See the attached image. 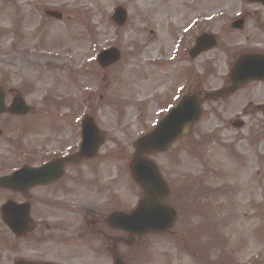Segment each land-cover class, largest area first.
Instances as JSON below:
<instances>
[{
	"label": "flooded vegetation",
	"instance_id": "af4514ba",
	"mask_svg": "<svg viewBox=\"0 0 264 264\" xmlns=\"http://www.w3.org/2000/svg\"><path fill=\"white\" fill-rule=\"evenodd\" d=\"M204 3L192 0L173 8L168 28L159 29L155 40L145 42L148 52L139 50L136 78L140 88L138 98L131 103L139 105L141 116L150 107L157 106L158 111L168 106L175 108L183 99L197 107L198 118L190 134L173 143L170 153L173 178L167 199L170 207L183 216L195 213L199 201L206 207L211 194L216 195L210 188L211 176L215 175L211 169L219 164L222 171L249 165L257 175L258 144L264 140V13H249L244 8L241 14L234 15L238 8H229L230 3L210 9H204ZM244 5L264 11L257 3ZM45 8L44 3L33 5L39 17L37 31L45 29L48 23L42 17ZM24 36L14 34L12 68L21 73H36L25 61L34 58L28 57L24 49H17ZM46 36L37 33L40 42ZM40 42L38 50L42 49ZM47 67L44 64L43 68ZM103 79L109 80L101 89L105 90L103 96L91 92L89 97L97 95L98 101L108 104L109 84L116 77L105 74ZM0 87L6 106L20 98L29 105L27 99L34 96L32 83H11L7 76L0 80ZM47 96L40 94L38 101ZM34 115L36 112L24 117L0 115V141L10 144V173L23 167L37 169L50 161L73 156L81 147L80 114L68 120L67 127L61 124L66 120H58L44 130L33 129ZM87 116L98 127L96 115ZM10 120L19 126L9 138V132L3 136L2 130L8 129ZM93 143L97 145L93 158L56 163L47 171L44 184L26 191L3 190L14 202L29 203L31 231L14 238L17 245L22 241L28 246L29 255L19 261L146 264L142 255L147 238L153 235H129L115 228L111 218L115 212L131 211L127 193L132 191L136 195L137 204L143 192L129 179L121 181L118 174L114 177L110 133L99 128ZM185 156L203 170L202 178H178L180 158ZM221 192L217 191V195Z\"/></svg>",
	"mask_w": 264,
	"mask_h": 264
},
{
	"label": "rangeland",
	"instance_id": "374dc122",
	"mask_svg": "<svg viewBox=\"0 0 264 264\" xmlns=\"http://www.w3.org/2000/svg\"><path fill=\"white\" fill-rule=\"evenodd\" d=\"M189 1L192 0H0V80L7 76L11 83L33 84L34 96L27 103L36 112L34 130L47 129L58 120H66L61 124L67 127L68 120L76 114L80 113L81 117L95 114L100 129L113 138L114 177L118 174L121 181L129 179L127 164L133 154L131 144L147 133L161 115L155 109L157 106L150 107L141 116L139 107L131 105L138 98L140 88L136 78L139 50L148 52L145 42L155 40L159 29L168 28L173 8ZM198 1L205 2L201 5L204 9L230 3L229 8L264 13L256 6L243 5V0ZM37 3L60 12L62 20L48 21L45 29L37 31L39 18L33 9ZM118 6L127 12L126 24L120 29L109 20L112 10ZM14 28L19 35H25L17 49H24L28 57L34 58V61L30 58L25 61L36 73H21L12 68L15 66L11 61ZM37 33L47 35L44 42L39 41ZM37 40L41 51H37ZM109 47L120 51V61L114 69L100 71L95 57ZM44 64L48 67L43 68ZM105 74L117 77L109 84V95L112 102L118 103V110L105 101H98L97 95L89 97L90 92L103 96L105 90L101 89L110 80L103 79ZM40 94H48L47 99L39 102ZM18 126L19 123L10 120L8 129L2 130L3 136L9 132L10 138ZM9 145L0 141V175L12 166ZM171 150L151 157L169 185L173 178ZM257 154V175L249 165L222 171L219 164L211 169L215 175L211 176L210 188L216 195L211 194L206 207L199 201L195 213L178 216L169 234L148 237L142 255L146 264H264V140L259 142ZM180 159L178 178H202L203 170L199 166L186 156ZM220 190L221 195H217ZM135 198L132 191L127 193L129 207L135 206ZM8 199V193L0 191V206ZM27 247L22 241L17 245L0 220V264L27 258Z\"/></svg>",
	"mask_w": 264,
	"mask_h": 264
},
{
	"label": "water",
	"instance_id": "95a60500",
	"mask_svg": "<svg viewBox=\"0 0 264 264\" xmlns=\"http://www.w3.org/2000/svg\"><path fill=\"white\" fill-rule=\"evenodd\" d=\"M248 2H259L264 5V0H246ZM54 18H60V15L54 12H47ZM112 20L117 26L123 25L126 18L125 11L118 7L114 10ZM119 58V53L115 49L106 50L98 56V64L106 67ZM3 95L0 93V113L3 112ZM28 108L22 103L12 105L9 112L16 115H24ZM196 115L198 114L195 112ZM196 115L190 108V104L182 102L180 106L167 115L160 123L158 128L147 136L140 138L136 142V151L129 164V170L132 179L137 183L145 193V198L140 202L137 208L129 215H115L119 227L131 234L157 233L162 234L171 228L175 213L165 205L167 197V188L163 183L156 166L146 158L147 155L164 152L175 140L189 133L191 124L196 120ZM194 116V117H193ZM95 130L90 120L82 122L83 140H89L92 137V131ZM84 144L78 158L90 156L94 148ZM89 145V144H87ZM74 160V158L68 161ZM61 162V161H58ZM52 169L45 165L36 171L29 169L21 170L11 176L0 178V187L10 189L13 187L25 189L30 186L43 184L45 182V172ZM3 223L19 236L28 230V206L26 204L16 205L8 201L0 209Z\"/></svg>",
	"mask_w": 264,
	"mask_h": 264
}]
</instances>
